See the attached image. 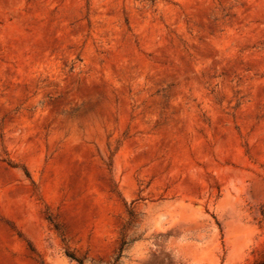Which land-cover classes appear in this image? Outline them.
Wrapping results in <instances>:
<instances>
[{"label": "rangeland", "instance_id": "1", "mask_svg": "<svg viewBox=\"0 0 264 264\" xmlns=\"http://www.w3.org/2000/svg\"><path fill=\"white\" fill-rule=\"evenodd\" d=\"M264 259V0H0V264Z\"/></svg>", "mask_w": 264, "mask_h": 264}, {"label": "trees", "instance_id": "2", "mask_svg": "<svg viewBox=\"0 0 264 264\" xmlns=\"http://www.w3.org/2000/svg\"><path fill=\"white\" fill-rule=\"evenodd\" d=\"M257 264H264V259L259 261Z\"/></svg>", "mask_w": 264, "mask_h": 264}]
</instances>
